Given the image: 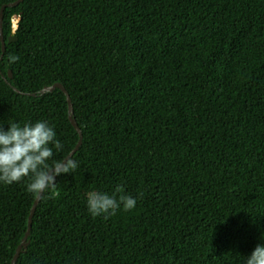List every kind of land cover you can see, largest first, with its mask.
I'll return each instance as SVG.
<instances>
[{
    "label": "trees",
    "instance_id": "obj_1",
    "mask_svg": "<svg viewBox=\"0 0 264 264\" xmlns=\"http://www.w3.org/2000/svg\"><path fill=\"white\" fill-rule=\"evenodd\" d=\"M2 33L0 126L46 121L62 161L78 140L65 96L39 94L60 83L82 133L16 264H246L264 246V0H22ZM28 183L0 182V264ZM117 185L136 206L92 216L87 194Z\"/></svg>",
    "mask_w": 264,
    "mask_h": 264
},
{
    "label": "clouds",
    "instance_id": "obj_2",
    "mask_svg": "<svg viewBox=\"0 0 264 264\" xmlns=\"http://www.w3.org/2000/svg\"><path fill=\"white\" fill-rule=\"evenodd\" d=\"M9 56V62L18 60ZM62 149L54 129L46 121L21 124L11 122L5 130L0 126V182L11 185L25 178L29 180L27 190L41 195L56 184V177L70 174L78 164L71 158L49 163L53 158V147ZM136 199L117 185L112 192L91 191L87 194V207L92 216L115 215L117 210L131 211ZM246 264H264V246L257 245Z\"/></svg>",
    "mask_w": 264,
    "mask_h": 264
},
{
    "label": "water",
    "instance_id": "obj_3",
    "mask_svg": "<svg viewBox=\"0 0 264 264\" xmlns=\"http://www.w3.org/2000/svg\"><path fill=\"white\" fill-rule=\"evenodd\" d=\"M22 0H17L15 2H12V3H8V4H3L1 5L0 7V60L2 58V55L4 54L5 52V49H6V45H5V40H4V37H3V33H2V23H3V9L5 7H12V6H15L17 5L18 3H20ZM10 41H16V37H13ZM9 41V42H10ZM9 77H11V73L9 72ZM2 79L8 84L10 85L6 78L2 75L1 76ZM16 92H19L18 90H16L15 88H13ZM55 89H59L65 96V99H66V103H67V112H68V120L70 122V124L72 125V127L75 129V131L77 132L78 134V140H77V143L75 144V146L72 148V150L67 154V156L63 159V160H66L68 158H72V156L78 151L81 143H82V133H81V130L80 128L78 127L76 121L74 120L73 118V106H72V102H71V99L69 97V94L68 92L66 91V89L64 88V86L60 83H54L52 84L51 86H47V87H44L40 90L39 94L40 95H43L45 94L46 92H52L54 91ZM20 93V92H19ZM31 96H35L36 94H30ZM62 160V161H63ZM42 194L41 195H36L32 205H31V208H30V211H29V214H28V219H27V227H26V230H25V233L19 243V245L17 246L16 248V251L12 257V260H11V264H16V261L19 257V254L22 250L26 249L27 246L29 245V240H28V237L30 235V230H31V225H32V218H33V215L35 213V210H36V207L40 201V198H41Z\"/></svg>",
    "mask_w": 264,
    "mask_h": 264
},
{
    "label": "built area",
    "instance_id": "obj_4",
    "mask_svg": "<svg viewBox=\"0 0 264 264\" xmlns=\"http://www.w3.org/2000/svg\"><path fill=\"white\" fill-rule=\"evenodd\" d=\"M17 19L13 20V28L16 29Z\"/></svg>",
    "mask_w": 264,
    "mask_h": 264
}]
</instances>
